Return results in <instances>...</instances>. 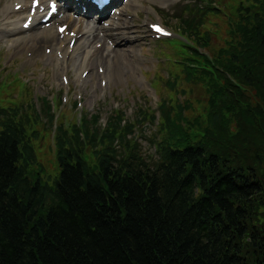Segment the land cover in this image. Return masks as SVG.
I'll list each match as a JSON object with an SVG mask.
<instances>
[{
    "label": "trees",
    "instance_id": "1",
    "mask_svg": "<svg viewBox=\"0 0 264 264\" xmlns=\"http://www.w3.org/2000/svg\"><path fill=\"white\" fill-rule=\"evenodd\" d=\"M238 30L223 83L208 76L207 136L155 172L89 164L63 138L50 188L29 170L27 118L0 120V264H264V6Z\"/></svg>",
    "mask_w": 264,
    "mask_h": 264
},
{
    "label": "rangeland",
    "instance_id": "2",
    "mask_svg": "<svg viewBox=\"0 0 264 264\" xmlns=\"http://www.w3.org/2000/svg\"><path fill=\"white\" fill-rule=\"evenodd\" d=\"M151 15L154 17V19H159L162 21H170V16L172 14L171 9H165L161 10L159 14L153 11L152 7H146L144 9V12L141 13V23L139 25H135V29L138 32V40L136 41L135 50L137 54L140 55V62L145 69L144 71H153V69H158L160 71L164 70L163 63L160 62V64H157L156 59V52H157V44L150 38V36L147 33V29L145 26L146 22V16ZM224 26L223 23H220V27L222 28ZM173 42L168 41V44L171 45ZM9 51V48H5L0 52V57L2 54H4V57H1V68L3 69L5 66H7L8 62H6L7 53ZM19 57H26L24 55H20ZM23 63V60H21ZM74 62V60L72 61ZM22 63L17 64H11L4 70H10L12 72H19L22 73V76L24 79H27V85H35L34 90L37 88V92L40 96V98H45L46 100H51L52 97L57 96L59 93L58 84L55 85L56 81L53 78L52 74L50 75V78L48 76L45 77L44 81H41V72L43 71L44 65H35L33 67L34 73L30 74L32 76L29 77V71L32 69V65H24ZM75 67H71L70 77L72 79L73 85L76 87V76L80 72V70H74ZM47 71V69H46ZM97 72V71H96ZM123 73L125 74V78L123 76H118L116 74L112 75L110 77V83H108L107 90L104 95L99 93V91L94 94L93 93V87L92 82L90 81L87 83V91H88V98H91L94 96L95 102L93 103H87L85 104V109L87 110L86 113L95 116L98 113L102 115V119L105 116H108L111 111L114 108H121L124 109L125 112H127V107H132L133 110H138L136 107L137 105H143V107L146 104L147 99H151V103L155 107V96L153 93H145L146 87L142 84H137L135 81V74L134 71L130 68H125L123 70ZM145 73V72H144ZM59 77V76H58ZM60 82V81H59ZM99 82V78L98 81ZM181 88V87H180ZM192 88V86H191ZM91 92V93H90ZM185 92V97L182 96L180 99L185 100L187 93ZM191 92L194 95H198L202 91L198 88L193 87L191 89ZM76 95L69 96V103H63L64 107H70L72 105V102L76 99ZM63 92L61 95L62 99ZM190 98L195 102V106H192L191 109L186 110V115H189L188 117L195 116L196 111H200V107H196V103L198 98L200 97H191ZM40 101H38L39 103ZM193 105V102H192ZM152 106V107H153ZM147 108H150V106H147ZM78 110V109H77ZM79 111V110H78ZM134 114L131 113L130 116ZM129 115V114H128ZM100 123H105L104 121L100 120ZM133 134L130 136V138L137 136L138 141L141 142L143 152L146 156H152L154 154V147H153V141L157 138V131L155 124L150 123H138L135 126V129L133 130ZM37 144V155H38V163L42 165L43 173H41L42 178L46 180L47 182L51 183L54 179V177L57 175L58 167L55 160V149L54 144L52 140L51 133L45 134Z\"/></svg>",
    "mask_w": 264,
    "mask_h": 264
},
{
    "label": "bare ground",
    "instance_id": "3",
    "mask_svg": "<svg viewBox=\"0 0 264 264\" xmlns=\"http://www.w3.org/2000/svg\"><path fill=\"white\" fill-rule=\"evenodd\" d=\"M27 2L28 0H23V8H24V13L27 11ZM138 2V0H130L129 4L130 5H136ZM13 11H11L9 8L7 7H0V15H3L0 19V33H5V32H13L15 33V38H13L12 41V46L14 48H16L17 50H21L25 47H27L29 50L32 51L34 58L36 56H40L43 59H47L50 62L54 63L55 66L57 67L56 70H59L58 68L60 67V64L62 63H67L68 61V55L70 53V50L65 46L66 41L69 39L66 36H55L54 34H51V40L50 42V46L52 47V51L50 53V55H43L41 53V46H43L42 44L46 43L45 39L48 38V36L50 35V33H47L45 31H42L39 34H35L33 33V30H31L30 33V38H31V43L30 41L27 39L29 36L23 37L21 36V32L22 29L20 26H15V24H13L11 29H7V25H8V20H9V14H12ZM69 21L72 25V29L75 31L76 35L78 36V38H82L86 33H88L89 38L87 40V46L86 47H90L89 49H87L85 47L84 51L81 54V60L80 62H78V67L80 68H90V76L92 77H96L97 74H94V64L97 62L99 63H104L105 65V71H108V77H110L112 75L113 72L117 71L118 73L122 70H120L122 68V66L120 65V63H118V60L116 58V41L117 39H120L124 34H126L127 32H129L127 29L123 30L120 24L116 23H112L110 28L108 29L110 31V33H108L110 39H112V43H115V46L112 49H109V45H107L106 47L103 45H101V48L98 49L96 47H93V42L95 39H98V41L103 40L104 36L107 35V33L103 32V34L100 36L99 33H96L95 30L93 28H87L85 29L82 26V22H81V18L79 19H73L71 17H69ZM12 22H9V24ZM123 25L125 28H127V24L125 22H123ZM103 30V29H101ZM104 31V30H103ZM56 37V42H53V40ZM123 37H126L127 39H129V37L127 35H124ZM53 42V43H52ZM32 46V49H34V51L28 47V45ZM47 47V46H45ZM79 47H81V41L78 40L76 41V43L74 44L71 52L76 51L77 49H79ZM104 47V48H103ZM124 46H122L121 48L118 49V52H120L123 49ZM106 50V53L104 55L103 50ZM59 51L62 53L63 58L60 59L55 55V52ZM110 52H114V54L110 57ZM123 55L120 54V58H122ZM33 58V59H34ZM32 59V60H33ZM124 59L127 61L125 66H131L132 67V61L131 58L128 56V54L124 55ZM90 60V62H89ZM27 61H31L27 60ZM67 61V62H66ZM105 71H104V75H105ZM58 73V72H57ZM123 74V73H122ZM79 81V80H78ZM83 83H86L87 80H82ZM77 88L81 89V87H76L73 88V91L78 90ZM95 89H99V86L96 84L95 85ZM85 101H92V98H88V95L86 93V97H85ZM210 224H215V223H210Z\"/></svg>",
    "mask_w": 264,
    "mask_h": 264
},
{
    "label": "snow or ice",
    "instance_id": "4",
    "mask_svg": "<svg viewBox=\"0 0 264 264\" xmlns=\"http://www.w3.org/2000/svg\"><path fill=\"white\" fill-rule=\"evenodd\" d=\"M53 7H54V5H53Z\"/></svg>",
    "mask_w": 264,
    "mask_h": 264
}]
</instances>
